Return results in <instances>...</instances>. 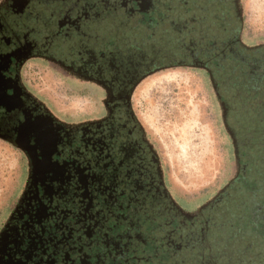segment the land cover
<instances>
[{"label": "flooded vegetation", "instance_id": "1", "mask_svg": "<svg viewBox=\"0 0 264 264\" xmlns=\"http://www.w3.org/2000/svg\"><path fill=\"white\" fill-rule=\"evenodd\" d=\"M240 1L0 0V139L25 160L0 226V264H218L219 251L225 264H248L264 184L257 199L235 180L247 173L240 159L252 134L262 135L246 95L261 91L253 57L264 44L244 40ZM240 45L251 55L231 65ZM29 62L81 85L93 110L74 115L48 101L26 80ZM179 65L210 76L236 155L233 178L203 201L171 189L134 103L143 80ZM240 69L254 88L233 83Z\"/></svg>", "mask_w": 264, "mask_h": 264}, {"label": "rangeland", "instance_id": "2", "mask_svg": "<svg viewBox=\"0 0 264 264\" xmlns=\"http://www.w3.org/2000/svg\"><path fill=\"white\" fill-rule=\"evenodd\" d=\"M240 3L244 40L264 44V0ZM25 76L30 86L63 110L78 115L94 108V100L80 94L81 85L65 81L44 64L29 62ZM134 103L162 157L171 189L178 196L203 201L233 178V143L206 71L179 65L155 72L139 85ZM24 168L21 152L0 139V226L20 192Z\"/></svg>", "mask_w": 264, "mask_h": 264}, {"label": "trees", "instance_id": "3", "mask_svg": "<svg viewBox=\"0 0 264 264\" xmlns=\"http://www.w3.org/2000/svg\"><path fill=\"white\" fill-rule=\"evenodd\" d=\"M239 50H241V54H236V52L228 55L232 61V64H240L241 60H243L244 56H248V54L251 55V53H247L245 52L247 50L246 45L243 46H239ZM262 51L264 53V47L259 48L255 51ZM236 55L238 56V58L236 57ZM243 56V58L241 57ZM255 60L260 62V68L264 69V54L263 57H253ZM252 58V59H253ZM248 60V59H247ZM215 65L217 64L216 62L214 63ZM219 64V63H218ZM236 67V66H235ZM234 69H230L229 71L232 72ZM246 75V71L244 69H240L239 72L237 73V75L234 77V84H238L241 85L242 87L245 88H254L252 84H250V80H244V77ZM242 80V81H239ZM255 87H258L261 89L260 92L255 91L252 94H247V97H250L252 101H254V103L251 105L252 109L255 111H257V115L259 113V124L260 125V130L262 131V135L260 137H254V135L252 134V141L251 143H249V146H247V150H244V155L247 156L246 161L244 162L243 159H240V163L241 166L243 163L244 166H247L245 168V170L247 171L246 174L243 173H239V175L236 177V182H240V183H244L248 186V189L250 191L253 192V194L256 195L257 199L260 198L261 194L260 192L263 191V189L260 187L259 184H264V73H263V78L262 81L260 82V84L258 85H254ZM249 95V96H248ZM259 102H261V105L259 104ZM242 141L243 138H242ZM253 149L254 150V154H252V157L249 158L250 156V152L249 150ZM240 156L243 155V152L240 150L239 151ZM257 194H259L257 196ZM254 198V195H253ZM261 199V198H260ZM264 199V198H263ZM262 199V200H263ZM255 207L253 208V215L251 214L250 219L253 227L255 228L254 223L256 221H258V218L260 217V214L258 213V211L262 210V207H264V201H262V203L260 202H256L254 203ZM262 218V217H261ZM264 218V215H263ZM263 226V222L259 223V227ZM261 230H259V234L256 237L258 239V243L256 241H254L255 236L254 235H246L245 240H247V244L245 245L246 249H247V256L249 258L248 264H264V246L262 249H259L261 246L260 245H264V227L260 228ZM236 232L235 236L237 235ZM242 236V235H241ZM237 237V236H236ZM235 239V238H234ZM261 242V243H260ZM263 242V243H262ZM230 242L227 241L226 245L230 246L229 244ZM259 246V247H258ZM226 251H228V249H226ZM230 254V259L233 260L236 257H238V253L240 252V250H238V244L234 243L233 246H231V250H229ZM218 254H220L219 256V263L218 264H225L222 261V255L224 254L222 251H219ZM217 257V255L215 256ZM208 260V259H207Z\"/></svg>", "mask_w": 264, "mask_h": 264}]
</instances>
